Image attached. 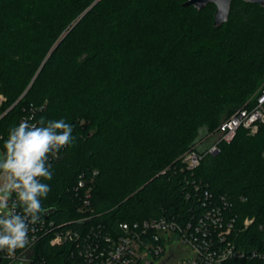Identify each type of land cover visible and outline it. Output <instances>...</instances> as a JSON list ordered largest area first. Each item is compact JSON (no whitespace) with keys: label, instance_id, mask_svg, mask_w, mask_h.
Instances as JSON below:
<instances>
[{"label":"trees","instance_id":"1","mask_svg":"<svg viewBox=\"0 0 264 264\" xmlns=\"http://www.w3.org/2000/svg\"><path fill=\"white\" fill-rule=\"evenodd\" d=\"M186 1L0 0V150L10 127L30 117V123L63 118L76 137L50 157L52 179L44 182L51 191L41 217L79 230L84 240L80 248L51 245L42 234L32 264H86L88 239L103 249L105 237L125 235L123 223L166 218L185 228L205 212L199 198L206 191L207 205L227 202L225 217H235L229 239L244 253L222 264H264V257L252 256L264 253V124L255 135L240 128L231 143H219L217 154H206L212 143L206 137L223 115L252 108L250 98L264 82V6L233 1L228 21L215 27L214 14L204 19L207 9L185 7ZM44 3L48 22L39 35L35 11ZM148 26L159 40L135 44L133 34ZM89 63L112 72L89 87L78 75ZM222 76L244 82L232 106L211 105L205 127L181 135L202 102L192 86ZM198 142L205 155L187 171L180 158ZM247 217L254 221L243 229Z\"/></svg>","mask_w":264,"mask_h":264},{"label":"built area","instance_id":"2","mask_svg":"<svg viewBox=\"0 0 264 264\" xmlns=\"http://www.w3.org/2000/svg\"><path fill=\"white\" fill-rule=\"evenodd\" d=\"M4 101L5 97L0 93V106ZM262 124H264V85L255 96V104L252 108L242 107L225 119L214 133L206 137L212 141L206 154H217L219 143H231L240 128L255 135ZM201 142L187 150L180 158L187 171L195 170L205 155L199 151ZM79 187H84L83 181L79 182ZM197 191H199L198 187H196V193ZM89 196L87 192L86 205ZM210 197L206 191L204 197L199 198L205 201L203 204L205 212L195 223L189 222L185 228L166 218L150 219L134 224L123 223L120 227L125 231V235L117 241L105 237L104 242L108 246L103 249L97 239L88 237L90 238L88 249L83 253L84 262L86 264H155L157 259L166 252L168 243L174 240H179L183 247L193 252V257L187 259L184 264H222L234 257L244 256L243 252L236 250L234 242L229 239L235 228V217H225L224 210L228 206L227 202L221 200L223 202L221 205H207L206 200ZM187 198H190V195ZM253 221V218H245L243 229L248 228ZM33 227L35 230L29 232V245L23 249H17L11 256L6 251H0V264H32L34 246L42 234L51 236V245L71 243L76 248H80V240H84V235L79 230L42 217L41 221ZM252 256L264 257V253L257 251L252 253Z\"/></svg>","mask_w":264,"mask_h":264},{"label":"clouds","instance_id":"3","mask_svg":"<svg viewBox=\"0 0 264 264\" xmlns=\"http://www.w3.org/2000/svg\"><path fill=\"white\" fill-rule=\"evenodd\" d=\"M10 127L0 150V251L9 256L29 245V232L45 212L51 186V158L73 145V125L61 118ZM19 209V211H17Z\"/></svg>","mask_w":264,"mask_h":264},{"label":"rangeland","instance_id":"4","mask_svg":"<svg viewBox=\"0 0 264 264\" xmlns=\"http://www.w3.org/2000/svg\"><path fill=\"white\" fill-rule=\"evenodd\" d=\"M96 2H93L84 12L89 10L94 6ZM47 5L44 3L43 5L40 6V9L36 10L35 12L37 13L35 18L37 20V23L39 25L38 30H36V34H41L44 28L46 27V24L48 22V19L45 18L44 14H47ZM159 9L163 10L165 8L160 7ZM207 9L206 11L202 12V16L204 19L208 17L211 14H215L216 7L214 6H207V8H203L202 10ZM197 10V9H196ZM198 10V11H202ZM241 10V7L239 6L238 3H236L235 6V13L238 14V12ZM34 18V19H35ZM79 17H72L69 20V24L67 27V30L64 31V33L60 36V38L66 34L68 30H71L73 26L77 23L79 20ZM50 20V19H49ZM47 21V22H46ZM200 25H202V22H198ZM45 24V26H44ZM33 26V25H32ZM152 31V32H151ZM41 32V33H40ZM136 38L135 44H139L140 41L146 44L147 47L152 46L155 41L159 40V37L156 36L157 33L154 31V28L152 29L151 26H148L144 28L141 32H137L133 34ZM76 38V37H75ZM75 40L71 43H68L69 46H74L75 45ZM54 48V45L49 48V51L46 55V58ZM79 78H81L86 85L89 87L92 86L94 83L99 82L100 80L103 79V77L109 76L110 72H112V69L109 65L107 64H102V63H89L87 66H83L79 69ZM107 75V76H106ZM249 75V74H248ZM246 75V81L247 77ZM226 76H222L218 79H207L202 82L201 86L198 88H194L192 86V90L194 92H198V97L201 98V106L199 109L196 110L194 117L192 118L191 121H189L186 125L185 130L180 129V134L181 135H192V133L195 131L196 134L201 130L202 128L205 127V119L207 116V113L211 111V105H220L221 103H224L225 106L227 107L226 109L228 110L232 106V101L235 97L236 89L240 87L241 85L244 84V82H234L232 78H225ZM137 79L134 77L132 80L135 82ZM192 85V83H190ZM264 85V82L259 86L262 87ZM259 87L257 90L252 94L250 100L254 99L255 96L257 95L259 91ZM77 98V96H75ZM78 98H81L78 96ZM239 107L233 106V112L236 111ZM226 110V111H227ZM228 116V112L223 115L221 122H223L226 117ZM168 248L166 252L164 253L163 256H161L159 259H157V262L155 264H184L187 259L193 257V252L189 248L183 247L180 243L179 240H174L173 242L170 241L168 243Z\"/></svg>","mask_w":264,"mask_h":264},{"label":"water","instance_id":"5","mask_svg":"<svg viewBox=\"0 0 264 264\" xmlns=\"http://www.w3.org/2000/svg\"><path fill=\"white\" fill-rule=\"evenodd\" d=\"M233 1L236 0H187L183 5L185 7H194L197 10H202L209 4H213L216 7L214 14V26L221 27L228 21L230 9ZM250 4L264 6V0H239ZM51 210L46 211V216Z\"/></svg>","mask_w":264,"mask_h":264}]
</instances>
